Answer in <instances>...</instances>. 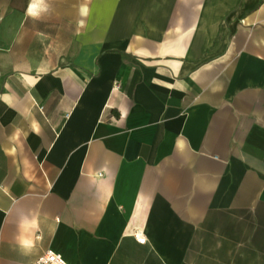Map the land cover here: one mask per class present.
Listing matches in <instances>:
<instances>
[{
  "label": "crops",
  "instance_id": "1",
  "mask_svg": "<svg viewBox=\"0 0 264 264\" xmlns=\"http://www.w3.org/2000/svg\"><path fill=\"white\" fill-rule=\"evenodd\" d=\"M46 249L264 264V0H0V264Z\"/></svg>",
  "mask_w": 264,
  "mask_h": 264
},
{
  "label": "built area",
  "instance_id": "2",
  "mask_svg": "<svg viewBox=\"0 0 264 264\" xmlns=\"http://www.w3.org/2000/svg\"><path fill=\"white\" fill-rule=\"evenodd\" d=\"M134 236L138 241L140 242L144 241V236L139 231L135 232ZM30 264H69V263L61 256V254L51 249H46L35 259V261H33Z\"/></svg>",
  "mask_w": 264,
  "mask_h": 264
},
{
  "label": "clouds",
  "instance_id": "3",
  "mask_svg": "<svg viewBox=\"0 0 264 264\" xmlns=\"http://www.w3.org/2000/svg\"><path fill=\"white\" fill-rule=\"evenodd\" d=\"M25 223L30 224L32 227H38V223L35 217H33L30 221L27 219V217H25L24 221L21 222V226L23 227ZM18 242L21 247H27L30 244V241L25 239L23 236H20L18 238Z\"/></svg>",
  "mask_w": 264,
  "mask_h": 264
}]
</instances>
